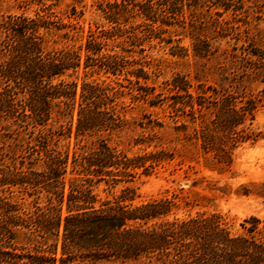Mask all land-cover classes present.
Returning <instances> with one entry per match:
<instances>
[{
    "label": "rangeland",
    "instance_id": "374dc122",
    "mask_svg": "<svg viewBox=\"0 0 264 264\" xmlns=\"http://www.w3.org/2000/svg\"><path fill=\"white\" fill-rule=\"evenodd\" d=\"M113 1L0 0V23L10 15L41 17L39 30L45 36L47 50L83 45L100 28L121 25L125 29L121 36L102 38L107 43L104 52L120 55L116 73L84 68L82 63L77 70L69 69L53 80H76V101L83 79L113 86L124 124L113 132L96 129L91 135L81 134L76 128L77 102L64 114L63 105L58 106V112L54 107L48 123L33 134L0 117V151L7 153L5 161L15 160L19 165L24 159V166L44 170V158L37 163L29 161L40 156L38 151L48 143L49 148L68 157L64 175L68 183L81 175L80 166H74L75 155L95 146L99 138H107L129 157L149 153L154 157L132 169L133 177L120 176L122 180L117 183L97 181L99 177L91 175L96 205L107 200L138 205L167 197L178 206L158 221L215 213L222 216L232 234L247 233L243 224L250 226L247 220L251 217L259 218L258 228L264 229V81L249 77L247 63L242 60L243 56L257 59L248 52L264 50V0H175L179 13L158 15L151 24L139 15L126 22L121 19V24L110 21L104 8ZM178 86H184L195 99L203 91L208 95L213 88H227L238 95L240 104L250 97L257 101L254 118L238 126L253 134L234 144L221 143L230 150L229 163L217 162L213 151H206L198 132L200 124L213 117V106L202 107L203 116L197 104L195 113L190 105L183 108L181 101L189 96ZM39 129L45 137L41 141L35 138ZM214 135L218 143L223 139L222 132L215 131ZM127 186L134 191H124ZM3 193L24 201L31 210L46 205L50 195L44 189L25 190L19 185ZM49 242H57L59 256L58 236L53 235Z\"/></svg>",
    "mask_w": 264,
    "mask_h": 264
},
{
    "label": "trees",
    "instance_id": "16d2710c",
    "mask_svg": "<svg viewBox=\"0 0 264 264\" xmlns=\"http://www.w3.org/2000/svg\"><path fill=\"white\" fill-rule=\"evenodd\" d=\"M175 4V0H115L107 2L104 13L118 24L121 19L126 22L136 15L151 24L158 15L179 13ZM41 23V17L20 15H10L0 23V117L33 134L48 123L54 107L58 112V106L63 105L64 114L72 111L77 102L78 132L91 135L96 129L118 130L124 119L117 110V91L113 86L83 79L76 101V80H53L69 69L77 70L82 63L84 68L116 73L120 55L104 52L107 43L102 38L121 36L125 29L121 25L100 28L83 45L47 50L45 36L39 30ZM248 54L257 59L242 57L247 63V75L264 81V50ZM178 87L187 91L184 86ZM187 95L189 99L181 104L183 108L193 107L192 113L196 104L201 116L202 107L213 106V117L200 124L198 132L206 151H213L217 162L229 163L230 150L221 143L234 144L253 134L238 126L254 118L257 101L250 97L240 104L238 95L227 88H213L208 95L203 91L196 95L197 99L188 91ZM215 131L223 134L219 143L214 139ZM41 132L39 129L35 137L39 141L45 139ZM38 152L40 156L33 157L29 164L44 158V170L24 166V159L19 165L15 160L7 163V153L0 151V264H264V229L258 228L257 217L247 220L252 223L250 226L243 224L247 233L232 234L222 216L215 213L158 221L178 206L167 197L138 205L120 200L96 205L91 175L99 177L97 181L117 183L122 180L120 176L133 177L132 169L144 165L146 159L154 157L153 153L129 157L107 138H99L95 146L75 155L74 166H80L81 175L67 183L64 175L68 157L49 148L48 143ZM14 185L25 190L44 189L50 193L49 202L28 209L24 201L3 193ZM124 191L134 189L127 186ZM53 235L58 236L59 256L57 242H49Z\"/></svg>",
    "mask_w": 264,
    "mask_h": 264
}]
</instances>
